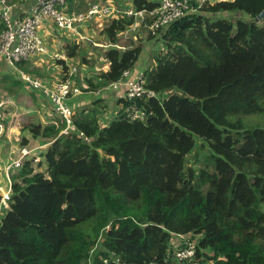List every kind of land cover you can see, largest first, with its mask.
<instances>
[{"label": "trees", "instance_id": "1", "mask_svg": "<svg viewBox=\"0 0 264 264\" xmlns=\"http://www.w3.org/2000/svg\"><path fill=\"white\" fill-rule=\"evenodd\" d=\"M159 2L131 6L149 12ZM191 4L194 12L147 35V43L161 44L144 72L153 95L121 99L108 125L100 120L107 107L95 99L73 109L68 134L56 112L58 123L20 126L21 148L49 146L9 171L0 264H264V124L244 121L264 120V19L257 18L264 0ZM235 12L250 20L230 18ZM132 23L123 15L97 30L117 45ZM4 28L0 20V33ZM80 47L67 43V56L80 57ZM142 52L136 44L107 49L109 68L86 77L85 91L124 79ZM33 60L9 65L0 57V87L46 102L22 73L55 86L71 78L70 70L64 60L57 70ZM133 105L143 120L128 118ZM193 153L198 170L189 164ZM183 236L194 242V255L178 259Z\"/></svg>", "mask_w": 264, "mask_h": 264}, {"label": "built area", "instance_id": "2", "mask_svg": "<svg viewBox=\"0 0 264 264\" xmlns=\"http://www.w3.org/2000/svg\"><path fill=\"white\" fill-rule=\"evenodd\" d=\"M214 1V0H201ZM216 1V0H215ZM219 1V0H218ZM66 0H36L29 14L17 19L12 18V5L8 0H0L1 20L5 24L4 30L0 34V57L5 59L9 65H14L22 60L34 59L46 53L44 39L38 34V29L43 22L52 20L55 26L61 31L71 32L70 34L83 38L80 28L91 25L97 29H102L112 19L123 15L131 17L133 23L126 30L135 31L142 26H146L149 33L155 35L161 28H166L176 20L189 12H194L191 0H160L159 5L152 11L136 10L129 6L126 8L117 7L112 2H90L85 11L67 12L64 10ZM147 17L151 22L147 25ZM56 59L66 61L61 55L55 56ZM73 70V69H72ZM131 71L124 73L125 78L110 84L108 87L113 89H123L124 98L134 99L137 97L153 95L144 88V75L135 79H128ZM55 86H47L38 78H33L28 74L22 73L23 79L30 83L34 88L41 90L45 96L50 98L55 112L66 121V128L63 131L68 134L72 131L73 106L69 105V99L82 94L72 78ZM130 120H143L144 111L138 109L136 105L126 110ZM32 153V150L23 149L21 156L5 166L7 189L0 187V213L9 208L12 193V182L10 169L18 168L22 159ZM1 217V215H0ZM183 247L175 250L178 259H187L194 255V242L188 237H181ZM157 264V263H151Z\"/></svg>", "mask_w": 264, "mask_h": 264}, {"label": "rangeland", "instance_id": "3", "mask_svg": "<svg viewBox=\"0 0 264 264\" xmlns=\"http://www.w3.org/2000/svg\"><path fill=\"white\" fill-rule=\"evenodd\" d=\"M9 2V0H8ZM10 4H13L11 1ZM229 17L231 18H241L242 20L249 21L250 17L247 14H243L242 12H235L233 14H230ZM1 19V18H0ZM2 21V20H1ZM96 30V29H94ZM93 29H89V31H85V34L81 33V36L83 38H79L80 40H76L75 43H79L81 47L79 48V54L77 56L80 57H74L71 58V60L66 62L68 64L69 70L72 71L74 74V77L78 80L76 81V85L80 91L85 92L87 90V83L84 77V65L87 66V70L90 72H98L100 70H104V63L107 61L106 59V52L107 49H105L103 46L99 48L94 45L96 42L93 39ZM148 30L146 26H142L139 29L135 31H125L123 32L120 37L117 45H113L118 47L119 49H124L127 46H130L132 44L141 45L143 47V52L141 54V57L138 61V67L140 69L147 68L150 64L149 60V53L150 51H158L160 49V41L156 40L158 42L155 43H147L145 40L147 39ZM1 34V33H0ZM70 34V33H69ZM101 34V33H100ZM72 35V34H71ZM97 39L100 38V41H104L105 38L102 35H97ZM122 37L121 41L120 38ZM147 41V40H146ZM99 50H95V49ZM89 53L93 54L95 59H98V61H92L91 59L88 60L86 63L84 59L89 57ZM69 59V58H68ZM83 61L86 63H83ZM93 62V63H92ZM34 64V60L30 59L27 60V64ZM2 68H0V71L4 70V66H6L5 63H3ZM145 68V69H146ZM73 69V70H72ZM15 71V70H13ZM49 75L51 77L55 76V74H51L49 71H44V75ZM19 78V77H18ZM84 79V80H82ZM130 79V78H128ZM50 82V81H49ZM53 83V82H52ZM51 83V84H52ZM31 90V88H30ZM39 90V89H38ZM25 99L17 97V95H8L4 88L0 87V160L1 157H6V161L8 163L13 162L14 160L18 159L19 156L22 153V150L25 149L20 147V141H21V132H20V126L25 125L27 122H35V123H41L43 125L48 124H54L55 122H60L58 119H60L53 110L51 104H48L47 102L50 101V98L46 96L45 102L42 97L36 96L34 94H31L29 90H25ZM34 95V96H32ZM27 97H33L35 98V101L33 99H29ZM94 98L90 99V102L86 104V106H89L91 104V101ZM116 99V94H115ZM112 108V107H111ZM109 111L108 109L104 112V119L109 120L110 117H106ZM61 120V119H60ZM244 121L247 125H256V124H264V120L256 118V117H250V118H244ZM196 144L199 142L200 139L195 137ZM32 143H35V141H32ZM49 144L40 145L37 147H34L32 149L31 155H39L40 151H43L45 148H47ZM28 149V148H26ZM41 149V150H40ZM29 150V149H28ZM198 152V151H196ZM200 154L198 156V159L201 161L204 159L205 154H203L201 151H199ZM190 165H193L195 169H199L198 164L194 153L190 155ZM4 172V170H3ZM4 189V188H3Z\"/></svg>", "mask_w": 264, "mask_h": 264}, {"label": "crops", "instance_id": "4", "mask_svg": "<svg viewBox=\"0 0 264 264\" xmlns=\"http://www.w3.org/2000/svg\"><path fill=\"white\" fill-rule=\"evenodd\" d=\"M35 1L36 0H25L23 3L11 4L13 7L12 12H11L12 18L17 19V18L24 17L27 14H29L31 8L35 4ZM95 1L103 2V3L112 2L117 7L126 8V7L131 6L132 0H69V1L66 0V2L64 4V10L67 12L85 11L88 3L95 2ZM219 1H231V0H219ZM9 2H10V0H9ZM0 13H1V8H0ZM0 18H1V16H0ZM89 29L94 30L96 28L91 26V25H86V26H83L80 28V33L85 34V31H87V30L89 31ZM128 31H130V30H128ZM69 33H71V32L59 30L55 26V24L53 23L52 20H47L46 22H43L42 25L38 29V34L44 39L45 46H46V53L41 58H40V56H38V60L36 62V65H39V66L46 65L48 68H51L53 70H57V68L59 66L58 61L61 60V59L55 58V56H57V55L64 56L66 58V62L68 61V64H69V61L71 60V58H69L67 56L65 46L67 45V43L80 45L79 43H75L76 40H80L79 37H77L76 35H71ZM98 34L100 35L99 31L94 30L92 37L96 42L98 40L100 41V38L97 39ZM121 39H122V37L120 38V41H121ZM96 42L94 43V45L96 47L99 46V48L102 46L105 49H109L110 47H113V44H110L106 39L104 41L98 42L99 44H97ZM145 42H147V41L145 40ZM93 49H95V48H93ZM95 50H99V49H95ZM88 56H89V57H87L88 60L91 59L93 62L98 61V59L91 57V56H93V54L89 53ZM83 67H84L85 79H86V77L89 79L94 78L96 75H98L102 72V71L100 72V70L98 72H92V71L90 72L89 70H87L86 65H84ZM108 68H109V63H108V61H106L104 63V70L103 71H106ZM145 68L140 69L138 67V62H137L136 68H134L130 72L128 78L135 79L138 76L144 75ZM45 78H48L47 74H46ZM72 78L75 80V82L78 80L77 78L74 77V74H72ZM82 80H84V79H82ZM84 82H85V80H84ZM115 94H116V99H115ZM43 98H44V96H43ZM91 98H94L91 101V104H90L91 106L94 105L93 101L95 99H101L102 102L106 105L107 108L102 112V114L100 116V120H101L102 125H105V124L108 125L111 120L115 119L118 112L121 110L122 104H119V101L122 98H124V90L123 89H113V88H109L108 86L101 88V89H98L96 91L88 90V91H85L76 97L70 98L69 99V105L73 106V109L75 108V110H76L82 106H86V104H88L90 102ZM44 99H46V98H44ZM47 103L51 104V101H49ZM51 106H52V104H51ZM107 109L109 111H111L108 114H106L107 115L106 117H110L109 120L104 119L105 118L104 112ZM52 110L54 111L53 106H52ZM37 146H39V145H34L31 148H34ZM26 148H28V147H26ZM29 150H32V149H29ZM7 164H8V162L6 161V157L3 158V156H2L1 160H0V187H2L4 189H7V181H6V174H5V166ZM3 170H4V172H3Z\"/></svg>", "mask_w": 264, "mask_h": 264}, {"label": "water", "instance_id": "5", "mask_svg": "<svg viewBox=\"0 0 264 264\" xmlns=\"http://www.w3.org/2000/svg\"><path fill=\"white\" fill-rule=\"evenodd\" d=\"M259 20L264 19V9L261 11V13L257 16Z\"/></svg>", "mask_w": 264, "mask_h": 264}, {"label": "clouds", "instance_id": "6", "mask_svg": "<svg viewBox=\"0 0 264 264\" xmlns=\"http://www.w3.org/2000/svg\"><path fill=\"white\" fill-rule=\"evenodd\" d=\"M122 99H125V100H127V101H130V100H132V99H129V100H128V99H126V98H122ZM126 110H127V109H126Z\"/></svg>", "mask_w": 264, "mask_h": 264}]
</instances>
